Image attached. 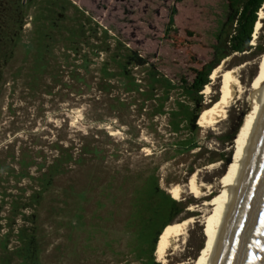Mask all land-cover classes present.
<instances>
[{
    "label": "rangeland",
    "instance_id": "obj_1",
    "mask_svg": "<svg viewBox=\"0 0 264 264\" xmlns=\"http://www.w3.org/2000/svg\"><path fill=\"white\" fill-rule=\"evenodd\" d=\"M231 1L0 0V264H198L217 189L187 184L227 174L264 67V19L230 51ZM219 65L241 89L204 128L224 80L193 89ZM186 220L158 261L157 235Z\"/></svg>",
    "mask_w": 264,
    "mask_h": 264
},
{
    "label": "bare ground",
    "instance_id": "obj_2",
    "mask_svg": "<svg viewBox=\"0 0 264 264\" xmlns=\"http://www.w3.org/2000/svg\"><path fill=\"white\" fill-rule=\"evenodd\" d=\"M263 19L264 7L263 10L259 12V20L254 31L255 38L261 29V21ZM217 78H223L224 80L225 96L221 101L206 110L199 118V124L204 128L212 127L225 119V109L234 99L236 88L241 89V83L236 76L235 70H223V66L220 65L213 72L211 80L214 81ZM204 92L209 94L210 87L206 86ZM250 102L251 110L248 115V120L245 127L242 129L241 138L238 140L240 147L228 168L227 174L224 175L221 180H218L215 186H206L199 183L196 175H193L187 184V189H189L190 193L198 199L211 196L210 194H205L204 189L209 193L215 187L217 189V194L211 196L213 198L204 203V206L211 208V214L206 221V232L208 235L207 242L204 246L205 248H202L204 251L198 264H214L219 242L229 218L232 201L242 181L245 167L251 156L255 139L260 130L264 118V67L260 79L251 94ZM169 192L175 200H178L182 194V188L175 186ZM191 221L192 220H186L182 223L171 225L160 235L156 249V257L158 261L166 259L165 257L168 250L185 235L186 228ZM164 264H166V262Z\"/></svg>",
    "mask_w": 264,
    "mask_h": 264
},
{
    "label": "water",
    "instance_id": "obj_3",
    "mask_svg": "<svg viewBox=\"0 0 264 264\" xmlns=\"http://www.w3.org/2000/svg\"><path fill=\"white\" fill-rule=\"evenodd\" d=\"M214 264H264V118L232 201Z\"/></svg>",
    "mask_w": 264,
    "mask_h": 264
},
{
    "label": "trees",
    "instance_id": "obj_4",
    "mask_svg": "<svg viewBox=\"0 0 264 264\" xmlns=\"http://www.w3.org/2000/svg\"><path fill=\"white\" fill-rule=\"evenodd\" d=\"M263 6H264V0H232L231 1L230 10L232 11V14L230 16L229 21L231 24L235 25V27L233 30V34L231 35L228 41V45L232 53L243 54L244 52H247L252 48L251 42H252V37L254 35L255 26L258 22V14L260 10L263 8ZM11 36L12 35H8L7 33H5L4 29L0 25V55H2L3 57L6 56V55H3L4 53L3 50L8 49V47L9 49H11L14 46L13 42L10 41ZM263 53H264V49H262V54ZM214 69H215V66L209 67V69L207 70L205 74V77L202 79V81H200V83L196 86V88L193 89V92L195 94H199L200 92H202L204 90V87L210 83L209 77L212 76L213 72L217 68L215 70ZM219 100H221V98H218V99L216 98L212 102L214 104L218 102ZM244 115H242L241 119L243 118ZM195 121L196 119H194L192 123H195ZM240 124L241 122L237 125L232 135L228 138L229 143L232 142L234 138H236L235 136L240 127ZM233 155H232V158H233ZM231 161L232 159L228 160L227 165H229ZM173 204H177V203L173 202ZM168 225H165L163 227V228L165 227L166 228L160 231L161 234L167 229ZM160 233L157 236L161 235ZM159 237L157 239V242L159 240ZM157 242H156V245H157Z\"/></svg>",
    "mask_w": 264,
    "mask_h": 264
}]
</instances>
